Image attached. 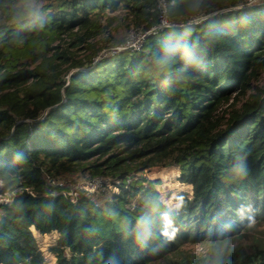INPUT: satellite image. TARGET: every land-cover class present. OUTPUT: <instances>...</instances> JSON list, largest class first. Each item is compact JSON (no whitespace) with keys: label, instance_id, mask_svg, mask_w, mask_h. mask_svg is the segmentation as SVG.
<instances>
[{"label":"trees","instance_id":"obj_1","mask_svg":"<svg viewBox=\"0 0 264 264\" xmlns=\"http://www.w3.org/2000/svg\"><path fill=\"white\" fill-rule=\"evenodd\" d=\"M158 3L44 0L25 25L0 0V264H47L33 229L58 233L55 264H210L218 249L222 264H264V240L236 242L264 223V0H203L199 13L167 0L181 26L95 59L127 41L122 22L157 25ZM159 166L192 187L174 206L137 176ZM71 174L118 191L72 200ZM198 242L204 256L172 258Z\"/></svg>","mask_w":264,"mask_h":264},{"label":"rangeland","instance_id":"obj_2","mask_svg":"<svg viewBox=\"0 0 264 264\" xmlns=\"http://www.w3.org/2000/svg\"><path fill=\"white\" fill-rule=\"evenodd\" d=\"M162 2V0H161ZM127 22H122L117 29H114L113 33L117 37H127L130 39H135L136 34L139 31H135L134 26L130 23L127 25ZM114 51H116V47L108 46L100 51V53L95 57V59H103L107 56H111ZM83 54V53H82ZM254 84L258 86L264 85V73L262 74L259 81H256ZM180 171L175 166H159L152 168L151 170H144L138 173V177L146 178L148 181L156 182V189L160 193L161 200L164 201L169 206H174L176 204V196L182 192L192 193L191 185H186L181 183L178 180V176ZM82 175L71 174L65 176L62 181L66 183L70 188L73 187V184L77 180H81L86 177H80ZM148 183V182H146ZM113 183L106 182L103 186L99 188L98 191L92 193V196L99 200V202L104 201V199L110 196V193L114 191H118V188L113 186ZM8 195L4 196L7 198ZM39 246L41 250L44 252L45 261L47 264H55L56 263V255L51 249L57 241L58 233L56 231L41 235L38 232H35ZM243 237L241 240H237L236 242H242L246 245L253 244L256 238H260L264 240V223L255 224L253 229H250L248 232L242 233ZM209 245L206 242H198V243H187L181 247L182 254H174L172 258L174 260H178L183 258L184 256H188L186 258L200 257L204 256L208 251ZM182 255V256H181ZM185 258V257H184Z\"/></svg>","mask_w":264,"mask_h":264},{"label":"clouds","instance_id":"obj_3","mask_svg":"<svg viewBox=\"0 0 264 264\" xmlns=\"http://www.w3.org/2000/svg\"><path fill=\"white\" fill-rule=\"evenodd\" d=\"M203 5V0H188V9L192 13H199ZM44 6V0H11L12 22L24 23L25 25L34 24L41 18V10ZM175 51L174 47L166 50L164 56L158 57L154 63L160 67H166L169 63L170 55ZM249 152L238 154L236 162L231 168V172L240 179L248 175L247 158ZM223 251L218 249L216 259L210 261V264H222Z\"/></svg>","mask_w":264,"mask_h":264},{"label":"built area","instance_id":"obj_4","mask_svg":"<svg viewBox=\"0 0 264 264\" xmlns=\"http://www.w3.org/2000/svg\"><path fill=\"white\" fill-rule=\"evenodd\" d=\"M158 6L162 11V16L160 18V22L157 25H154L150 27L146 31H139L135 39H127V41L119 46L116 47V50H121V49H135L139 48L143 41L147 38L149 34H154L157 33L158 30L162 27L165 26H181L183 23L182 21H177V22H171L167 16H166V5H167V0H158ZM106 182L110 183V180L108 178L104 177H93V178H83L81 180H77L74 184L73 187L68 188L67 193L72 197V200H74L80 193H83L85 195H92L95 191H98L101 186H103Z\"/></svg>","mask_w":264,"mask_h":264},{"label":"crops","instance_id":"obj_5","mask_svg":"<svg viewBox=\"0 0 264 264\" xmlns=\"http://www.w3.org/2000/svg\"><path fill=\"white\" fill-rule=\"evenodd\" d=\"M33 231H34V233L36 232V230H35V229H33Z\"/></svg>","mask_w":264,"mask_h":264}]
</instances>
